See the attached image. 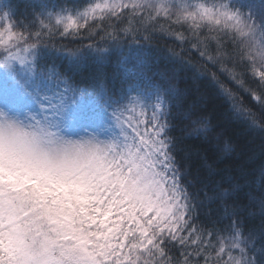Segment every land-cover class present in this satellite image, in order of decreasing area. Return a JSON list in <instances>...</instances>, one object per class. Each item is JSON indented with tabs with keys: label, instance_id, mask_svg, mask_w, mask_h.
Instances as JSON below:
<instances>
[{
	"label": "snow or ice",
	"instance_id": "6c2138e0",
	"mask_svg": "<svg viewBox=\"0 0 264 264\" xmlns=\"http://www.w3.org/2000/svg\"><path fill=\"white\" fill-rule=\"evenodd\" d=\"M157 35L174 37L170 71L145 55ZM113 55L119 86L102 69ZM181 69L202 103L264 139V0L0 12V264H264V163L259 193L227 163L191 174L184 135L215 150L213 165L233 147L177 88Z\"/></svg>",
	"mask_w": 264,
	"mask_h": 264
},
{
	"label": "trees",
	"instance_id": "16d2710c",
	"mask_svg": "<svg viewBox=\"0 0 264 264\" xmlns=\"http://www.w3.org/2000/svg\"><path fill=\"white\" fill-rule=\"evenodd\" d=\"M71 2V0H69ZM39 0H0V12L7 10L12 19L19 20L27 12L30 14L33 7H38ZM30 18V15H29ZM178 43V42H176ZM153 48H158V52L154 49H145V55L150 60L151 71L159 73L161 71H170L172 64L168 58L167 50L174 47V37L166 35H157L154 38ZM137 50L133 48L130 53L135 56ZM116 57L113 55L107 63L102 65L103 72L107 76L110 83L119 86L121 76L124 75L123 70L115 67ZM95 70V65L87 64L83 71L90 73ZM127 76L134 75V70H130ZM176 86L178 89L184 90L189 103L195 102L201 107L209 110L210 115L221 132V142H230L233 150L227 154L215 153L219 155L216 164L213 165L211 160H205L206 152H214L213 148H209L193 135H184L181 137L182 144L180 147L184 149L181 155L185 157L193 176H205L209 172L208 165L215 167L223 166L224 163L229 165V169L235 173H242L249 178V184L245 186V193L250 189H254L259 193V185L252 178L258 177L261 164L264 163V139L258 129H253L240 121L233 120L223 110V105L213 104L204 100L201 102L202 94L197 91L198 81L191 72H185L183 69L177 72ZM191 129H188L190 132ZM173 135L181 136L179 130H174Z\"/></svg>",
	"mask_w": 264,
	"mask_h": 264
},
{
	"label": "rangeland",
	"instance_id": "374dc122",
	"mask_svg": "<svg viewBox=\"0 0 264 264\" xmlns=\"http://www.w3.org/2000/svg\"><path fill=\"white\" fill-rule=\"evenodd\" d=\"M30 107L33 111H36L35 105H30Z\"/></svg>",
	"mask_w": 264,
	"mask_h": 264
}]
</instances>
